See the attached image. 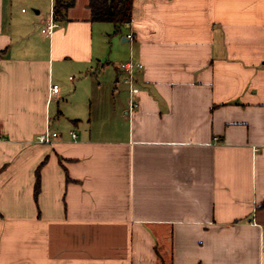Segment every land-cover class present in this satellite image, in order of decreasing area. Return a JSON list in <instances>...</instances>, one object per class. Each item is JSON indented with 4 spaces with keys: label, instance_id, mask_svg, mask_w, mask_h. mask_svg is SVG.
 Wrapping results in <instances>:
<instances>
[{
    "label": "crops",
    "instance_id": "0c3cea01",
    "mask_svg": "<svg viewBox=\"0 0 264 264\" xmlns=\"http://www.w3.org/2000/svg\"><path fill=\"white\" fill-rule=\"evenodd\" d=\"M54 4L0 0V264H264V0Z\"/></svg>",
    "mask_w": 264,
    "mask_h": 264
},
{
    "label": "trees",
    "instance_id": "16d2710c",
    "mask_svg": "<svg viewBox=\"0 0 264 264\" xmlns=\"http://www.w3.org/2000/svg\"><path fill=\"white\" fill-rule=\"evenodd\" d=\"M76 0H55L54 19L56 22L67 20V13L75 5ZM134 0H90L92 20L115 25L116 32L132 21ZM39 171L37 173V193L39 192Z\"/></svg>",
    "mask_w": 264,
    "mask_h": 264
},
{
    "label": "built area",
    "instance_id": "2783aa9c",
    "mask_svg": "<svg viewBox=\"0 0 264 264\" xmlns=\"http://www.w3.org/2000/svg\"><path fill=\"white\" fill-rule=\"evenodd\" d=\"M58 26L57 22L54 19V11H52L50 21L47 23L46 28L43 30V34L49 35L52 34L54 29H56ZM129 40L133 39V35L128 36ZM121 68L123 72L126 74L125 82L130 85L131 89V94L132 95H138L139 90L133 86L134 82V75L137 71H140L144 68V66L140 63H136L133 61H129L126 63H123L121 65ZM60 92V87L58 85H54L51 88V94L52 96H57ZM138 108V104L134 103L133 101H130V111H135ZM74 138H76V135L73 133L72 135ZM59 135L57 133H52L49 130H47L45 133L39 135L37 137V143L42 144V145H50L58 139ZM217 141L218 138H215Z\"/></svg>",
    "mask_w": 264,
    "mask_h": 264
},
{
    "label": "rangeland",
    "instance_id": "374dc122",
    "mask_svg": "<svg viewBox=\"0 0 264 264\" xmlns=\"http://www.w3.org/2000/svg\"><path fill=\"white\" fill-rule=\"evenodd\" d=\"M121 42H122V41H121ZM116 68H119V70L123 72V70H122V68H121V66H120V65H117V67H116ZM121 85H122V84H120L119 88H121ZM122 87H123L124 89L128 90V89H127V88H128V86L122 85ZM104 88H107V87H104ZM112 88H113V87H112ZM124 89H123V90H124ZM106 90H108V88H107V89H105V91H106ZM112 91H114V88L112 89ZM112 91H111V92H112ZM111 92H110V94H112ZM107 94H108V92H107ZM116 96H118V95H116Z\"/></svg>",
    "mask_w": 264,
    "mask_h": 264
}]
</instances>
